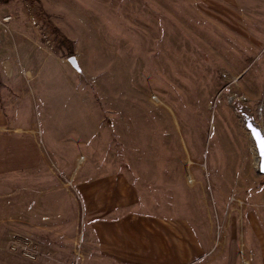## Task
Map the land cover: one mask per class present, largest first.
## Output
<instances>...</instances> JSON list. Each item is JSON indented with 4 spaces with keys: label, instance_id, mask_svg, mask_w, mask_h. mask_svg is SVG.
Returning a JSON list of instances; mask_svg holds the SVG:
<instances>
[{
    "label": "rangeland",
    "instance_id": "rangeland-1",
    "mask_svg": "<svg viewBox=\"0 0 264 264\" xmlns=\"http://www.w3.org/2000/svg\"><path fill=\"white\" fill-rule=\"evenodd\" d=\"M5 12L61 62L38 67L36 93L74 113L47 117L41 96L33 103L27 142L41 162L0 174V250L22 264H86L79 185L91 172L126 175L150 207L210 227L215 246L249 236L252 221L262 235L264 174L245 116L264 131V0H10ZM61 187L79 222L49 244L52 229L40 224ZM20 236L37 259L11 249Z\"/></svg>",
    "mask_w": 264,
    "mask_h": 264
},
{
    "label": "crops",
    "instance_id": "crops-1",
    "mask_svg": "<svg viewBox=\"0 0 264 264\" xmlns=\"http://www.w3.org/2000/svg\"><path fill=\"white\" fill-rule=\"evenodd\" d=\"M14 23L0 24V174L19 173L41 162L33 155V143L27 142L39 96L45 102L43 114L47 117L74 113V108L66 104L50 107L45 100L47 94L36 93L35 89L44 88L34 87L42 84L37 82L38 67L49 60L55 66L61 62L37 42L34 31L28 33ZM67 99L70 101L63 97L65 102ZM80 181L78 215H84L86 264H264V231L254 234V228H259L256 222L249 223V236H236L231 242L230 237H224L215 246L210 227L201 228L187 214L150 207L124 174L91 172L80 176ZM55 191L56 198L48 204L49 213L42 215L49 221L40 225L52 229L48 235L53 240L46 242L63 244L68 241L64 239L66 230L79 222L77 199L71 216L65 189ZM49 249L62 248L50 245ZM8 251L5 246L0 250V260L9 262L2 264H22L25 260Z\"/></svg>",
    "mask_w": 264,
    "mask_h": 264
},
{
    "label": "built area",
    "instance_id": "built-area-1",
    "mask_svg": "<svg viewBox=\"0 0 264 264\" xmlns=\"http://www.w3.org/2000/svg\"><path fill=\"white\" fill-rule=\"evenodd\" d=\"M13 18L11 13H1L0 14V24H7ZM29 20L32 25L39 27L40 22L39 19L34 15L32 11L29 13ZM43 37L46 39V43L50 44V39H48L46 34H43ZM11 249L13 251H19L23 256L29 259H37L39 255V250L33 245V242L28 237H17L14 239Z\"/></svg>",
    "mask_w": 264,
    "mask_h": 264
},
{
    "label": "water",
    "instance_id": "water-1",
    "mask_svg": "<svg viewBox=\"0 0 264 264\" xmlns=\"http://www.w3.org/2000/svg\"><path fill=\"white\" fill-rule=\"evenodd\" d=\"M68 61L77 71H81L80 65L75 55L69 56ZM245 126L250 131L255 141L256 149L258 152L259 172L261 174H264V157H262L261 155V148L258 147V138L254 135V131H258L260 133L261 139H264V132L248 115L245 116Z\"/></svg>",
    "mask_w": 264,
    "mask_h": 264
},
{
    "label": "trees",
    "instance_id": "trees-1",
    "mask_svg": "<svg viewBox=\"0 0 264 264\" xmlns=\"http://www.w3.org/2000/svg\"><path fill=\"white\" fill-rule=\"evenodd\" d=\"M7 1H10V0H0V2H7ZM31 2L33 1H37V0H30ZM38 6L39 3H37ZM40 15L42 17H44L43 15V12L42 10H40ZM53 31L55 32V34L57 35L58 39H59V43H61L62 45L65 46L66 50L68 51V53L72 54L73 53V49H72V46H71V41L70 39H68L66 36H64L61 32H59V30L57 28H53Z\"/></svg>",
    "mask_w": 264,
    "mask_h": 264
},
{
    "label": "snow or ice",
    "instance_id": "snow-or-ice-1",
    "mask_svg": "<svg viewBox=\"0 0 264 264\" xmlns=\"http://www.w3.org/2000/svg\"><path fill=\"white\" fill-rule=\"evenodd\" d=\"M254 135L258 138V147L261 148V155L264 157V139L260 138V133L258 131H254Z\"/></svg>",
    "mask_w": 264,
    "mask_h": 264
},
{
    "label": "bare ground",
    "instance_id": "bare-ground-1",
    "mask_svg": "<svg viewBox=\"0 0 264 264\" xmlns=\"http://www.w3.org/2000/svg\"><path fill=\"white\" fill-rule=\"evenodd\" d=\"M256 124V123H255ZM264 132V131H263Z\"/></svg>",
    "mask_w": 264,
    "mask_h": 264
}]
</instances>
